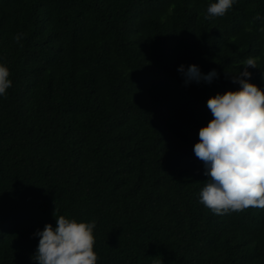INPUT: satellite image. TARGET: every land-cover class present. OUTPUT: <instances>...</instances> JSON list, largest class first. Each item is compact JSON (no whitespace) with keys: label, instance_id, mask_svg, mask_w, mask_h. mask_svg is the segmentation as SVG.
Instances as JSON below:
<instances>
[{"label":"trees","instance_id":"trees-1","mask_svg":"<svg viewBox=\"0 0 264 264\" xmlns=\"http://www.w3.org/2000/svg\"><path fill=\"white\" fill-rule=\"evenodd\" d=\"M216 2L0 0V264H37L61 215L95 221L96 264H264V208L200 202L208 99L249 57L264 91V0ZM193 64L218 77L186 84Z\"/></svg>","mask_w":264,"mask_h":264},{"label":"clouds","instance_id":"clouds-1","mask_svg":"<svg viewBox=\"0 0 264 264\" xmlns=\"http://www.w3.org/2000/svg\"><path fill=\"white\" fill-rule=\"evenodd\" d=\"M233 3L234 0H217L207 8L206 18L223 17ZM261 19L264 18L259 14L254 17ZM259 31L264 32V27ZM22 36L18 33L14 37L16 43ZM257 59L249 57L242 62L244 70L232 74V82L240 85L239 90L208 99L213 119L199 130V142L194 145V153L203 162L204 175L208 177L200 202L217 215L249 207L264 208V91L249 82L252 74L248 71L249 67L257 68ZM178 72L186 84L192 80L211 83L218 77L215 69L205 75L194 64L186 70L181 65ZM9 75L8 68L0 65V96L6 97V90L12 86ZM55 220V227L46 224L35 233L40 239L32 259L37 264H96L95 221L77 222L63 215Z\"/></svg>","mask_w":264,"mask_h":264}]
</instances>
